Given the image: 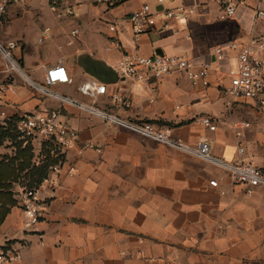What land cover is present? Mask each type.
Segmentation results:
<instances>
[{"label":"crops","instance_id":"1","mask_svg":"<svg viewBox=\"0 0 264 264\" xmlns=\"http://www.w3.org/2000/svg\"><path fill=\"white\" fill-rule=\"evenodd\" d=\"M39 1L8 5L0 25V39L16 43L15 56L32 79L43 82L46 68L62 62L72 83L54 86L57 92L124 120L167 127L189 145L204 139L214 156L251 161L264 173V111L250 99L227 104L222 90L236 61L229 50L224 59L215 54L230 40L264 37V17L253 14L255 0H245L226 19L207 0H56L54 15L65 20L53 30L43 27L34 44L21 20L40 16L42 3L49 6ZM143 3L157 11L190 10L184 19H168L166 27L159 14L155 26L133 34L128 15ZM126 53L184 55L196 64L209 62L213 70L207 85L180 72L123 79L114 68ZM4 77L0 58V81ZM92 78L106 85L105 95L92 99L78 91ZM12 86L15 92L0 101V125L24 112L60 109L76 139L39 223L27 228L19 204L2 222L0 241L20 256L7 264H264V186L246 193L219 166L62 105L18 76ZM203 116L214 130L201 123Z\"/></svg>","mask_w":264,"mask_h":264},{"label":"built area","instance_id":"2","mask_svg":"<svg viewBox=\"0 0 264 264\" xmlns=\"http://www.w3.org/2000/svg\"><path fill=\"white\" fill-rule=\"evenodd\" d=\"M20 0H0V25L3 14L8 5ZM48 1L52 10L56 8V0ZM103 4H113L116 0H98ZM162 3V0H157ZM256 6L253 14L256 19L264 17V9L261 7L263 0H255ZM217 6L221 19L231 18L237 8L245 0H207ZM185 6L163 8L162 11L154 10L149 4L143 3L128 15V21L133 34H140L152 28L158 22V15L162 14L163 27L167 26L168 19H184L189 13ZM114 30V27H110ZM73 30L72 34H76ZM42 37L38 39L41 42ZM14 41L0 39V58L3 61L5 77L0 81V101L6 92L14 93L12 80L18 76L34 91L52 97L62 105H70L91 115L107 120L111 124L126 128L142 137L149 138L167 146L181 150L189 155L203 159L226 170L232 179L245 186L246 193H251L254 188L264 186V173L251 161L238 159L227 162L211 154L210 146L206 140H200L195 145H189L181 139L172 136L167 127H156L148 122H133L124 120L117 115L106 112L94 102L79 101L71 96L57 92L54 86L58 84H70L72 78L62 62L48 66L44 72L43 82L32 79L24 70L15 56ZM234 55L236 66L230 68L229 83L222 90L228 105L232 99L253 100L264 111V37L250 34L245 43L230 40L215 50L219 59L227 56V51ZM213 68L209 62L196 64L192 59L184 55L169 54H123L116 64L114 71L120 78L133 80H151L173 72H180L184 78L193 84L207 85L209 75ZM78 91L92 99L106 94V85L97 78H92L78 86ZM60 109H37L24 112L16 121V132L22 144H30L33 151V163L35 166H47V173L41 181L32 187L21 186L17 190L16 198L25 217V226L34 228L40 221L47 200L53 195L57 186L58 174L66 151L71 148L76 139L75 130L60 119ZM201 123L209 130H214L215 125L208 116L200 119ZM242 149H239L241 152ZM50 159L54 161L48 163ZM211 186H217L216 180H210ZM44 193L45 196L43 195ZM19 253L12 250L6 242L0 241V264L17 261ZM148 264H155L154 260H148Z\"/></svg>","mask_w":264,"mask_h":264},{"label":"trees","instance_id":"3","mask_svg":"<svg viewBox=\"0 0 264 264\" xmlns=\"http://www.w3.org/2000/svg\"><path fill=\"white\" fill-rule=\"evenodd\" d=\"M17 119L18 117H12L5 125H0V144L7 138L15 143L17 149L13 157L4 156L0 159V226L11 208L18 204L17 193L14 192L12 184L24 176V180H28L25 186L32 187L47 173L46 165L35 166L31 161V145H23L22 140L18 139L15 126ZM53 161L50 159L48 163ZM25 170V174L21 175Z\"/></svg>","mask_w":264,"mask_h":264},{"label":"rangeland","instance_id":"4","mask_svg":"<svg viewBox=\"0 0 264 264\" xmlns=\"http://www.w3.org/2000/svg\"><path fill=\"white\" fill-rule=\"evenodd\" d=\"M41 1L39 0H30L31 5H37ZM44 2V1H43ZM42 9H41V14L37 18H28L25 16L24 19L21 20L22 24L25 26V34L26 37H29L31 41H33L34 44H36L35 40L36 37H38V32L42 30L43 27L48 26L52 30L55 29L58 25L63 24L65 18L56 17L54 15L55 10L58 8H55V10H51L48 5H45L44 3L41 4ZM64 10V8H63ZM63 10H61L63 12ZM54 11V12H53ZM20 15V14H17ZM3 21V20H2ZM8 21L6 16H4V24ZM50 31L48 32V34ZM1 62L2 59H1ZM15 143L8 140L7 138L0 144V159L4 156H10L13 157L14 154L16 153L17 149L15 148ZM33 159V158H32ZM33 162V160H31ZM26 172L23 171L21 175H24ZM28 180H24V176L21 177L19 180L14 182L13 185V190L14 192L17 193V190L19 187L24 186L27 184Z\"/></svg>","mask_w":264,"mask_h":264},{"label":"water","instance_id":"5","mask_svg":"<svg viewBox=\"0 0 264 264\" xmlns=\"http://www.w3.org/2000/svg\"><path fill=\"white\" fill-rule=\"evenodd\" d=\"M114 75H115V74H114ZM101 77H104V76L101 75ZM115 77H116V75H115Z\"/></svg>","mask_w":264,"mask_h":264}]
</instances>
